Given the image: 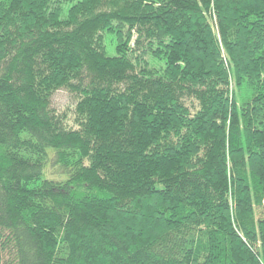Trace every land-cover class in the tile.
<instances>
[{"label": "trees", "instance_id": "trees-1", "mask_svg": "<svg viewBox=\"0 0 264 264\" xmlns=\"http://www.w3.org/2000/svg\"><path fill=\"white\" fill-rule=\"evenodd\" d=\"M0 264H264V0H0Z\"/></svg>", "mask_w": 264, "mask_h": 264}, {"label": "rangeland", "instance_id": "rangeland-1", "mask_svg": "<svg viewBox=\"0 0 264 264\" xmlns=\"http://www.w3.org/2000/svg\"><path fill=\"white\" fill-rule=\"evenodd\" d=\"M78 97L67 89L57 91L52 98V108L59 113L66 114L71 126H75V108ZM7 260V259H6Z\"/></svg>", "mask_w": 264, "mask_h": 264}]
</instances>
